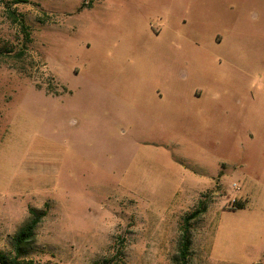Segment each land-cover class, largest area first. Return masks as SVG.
<instances>
[{"label": "rangeland", "instance_id": "374dc122", "mask_svg": "<svg viewBox=\"0 0 264 264\" xmlns=\"http://www.w3.org/2000/svg\"><path fill=\"white\" fill-rule=\"evenodd\" d=\"M249 1L0 0L1 254L37 208L24 264H174L185 230L188 264H264Z\"/></svg>", "mask_w": 264, "mask_h": 264}, {"label": "crops", "instance_id": "0c3cea01", "mask_svg": "<svg viewBox=\"0 0 264 264\" xmlns=\"http://www.w3.org/2000/svg\"><path fill=\"white\" fill-rule=\"evenodd\" d=\"M249 2H252L256 6H262L264 7V0H250ZM258 12L264 11L261 9L257 10ZM254 18H261L264 19V16H261L256 13ZM254 34V33H253ZM172 45H166L163 48L159 49L161 55H162V61H166V65H169L170 62L169 58L174 53V50H172ZM174 48V47H173ZM144 50V51H143ZM141 51L144 62L147 61L148 53L146 50L143 49ZM188 51H185L183 53L186 54H197L199 57V62L203 63L204 66L206 65L208 61V58L206 56V52L204 49L200 47L196 48H188ZM146 51V52H145ZM264 47L259 49L257 52L254 51L253 56V62L250 65V68L247 69L245 76L243 77L244 82L246 83L247 90H248V99L250 101V111L248 112V117L253 119L252 122V130H253V141H257L260 138V135H264V126L259 127V123L262 122L264 124ZM148 62V61H147ZM169 69V68H168ZM169 73V71H167ZM170 77L167 76L166 78V86H172L174 88V76L172 74V71L170 70ZM158 93V92H157ZM159 94V93H158ZM173 94V93H172ZM169 95H167V98ZM258 143V142H256ZM264 149V144H259ZM257 148V146H256Z\"/></svg>", "mask_w": 264, "mask_h": 264}, {"label": "trees", "instance_id": "16d2710c", "mask_svg": "<svg viewBox=\"0 0 264 264\" xmlns=\"http://www.w3.org/2000/svg\"><path fill=\"white\" fill-rule=\"evenodd\" d=\"M12 13H10V17H12L15 22H19V28L21 32L24 34V38L26 41H30V34L27 30L26 25L22 20L18 21L13 17ZM6 50V49H4ZM2 49H0V52ZM23 54V50L19 51L18 55L21 56ZM47 211L46 209H37V208H29L28 209V218L23 224L22 227L18 229L15 236L12 238V244H13V251L14 256H7L0 253V264H24L19 259L21 258L19 252L20 250L28 243L33 241L34 239V231L39 224V222L46 216ZM200 214H202V211H196L195 213H192L191 215H188L184 222L186 225H188V222L192 219H195ZM188 230H185L182 232L179 244H178V253L176 257L174 258V264H188V252H189V239H188ZM25 264H32L31 262L25 263Z\"/></svg>", "mask_w": 264, "mask_h": 264}]
</instances>
